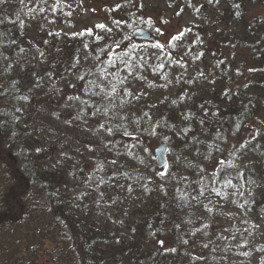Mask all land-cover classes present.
<instances>
[{
    "label": "trees",
    "instance_id": "trees-1",
    "mask_svg": "<svg viewBox=\"0 0 264 264\" xmlns=\"http://www.w3.org/2000/svg\"><path fill=\"white\" fill-rule=\"evenodd\" d=\"M149 1L102 4L104 28L86 26L78 35H61L47 26L80 13L82 2L102 0L0 4V33L5 34L0 51L12 57L19 48L27 50V61L11 68L0 59V91L12 88L28 96L27 101L0 97V110H8L0 117L5 123L0 128V264H229L228 259L254 254L259 255L256 264H264V245L252 236L224 233L213 217L226 206L245 218L250 231L264 230V17L257 12L264 0H158L174 15L193 17L159 47L132 35L137 29L159 34L153 24L133 23V13L137 20L152 21ZM219 25L236 28L224 31ZM97 57L105 64L127 59L131 66L130 74L119 65L125 82L118 85L123 99L116 111L126 127L117 121L114 134L98 130L106 123L99 113L87 122L72 120L74 109L67 102L75 94L101 105V98L82 91L86 81L77 79ZM73 64L76 75L70 71ZM203 85L214 86L208 96L195 92ZM143 88L168 94L152 101ZM189 126L187 136L180 133ZM125 130L131 135H123ZM69 141L71 147L80 143L95 152L92 165L84 155L73 158L75 163L56 161L54 151L69 148L64 145ZM143 142L166 146L165 168L156 166L148 147L145 153L131 148ZM98 163L104 170L85 185ZM200 167L206 168L208 189L192 201L200 188L193 183ZM213 172L220 195L211 191ZM228 172L231 187L223 185ZM97 177L106 181L99 188ZM115 184L121 196L111 192ZM137 196L142 205L131 204Z\"/></svg>",
    "mask_w": 264,
    "mask_h": 264
},
{
    "label": "rangeland",
    "instance_id": "rangeland-1",
    "mask_svg": "<svg viewBox=\"0 0 264 264\" xmlns=\"http://www.w3.org/2000/svg\"><path fill=\"white\" fill-rule=\"evenodd\" d=\"M115 0H102V2L99 3H89V2H82L84 4L83 10L80 13L75 14H69L64 19L65 23L59 22L56 24L48 25L47 30L53 31L55 33L61 34V35H78L82 32V30L86 26L95 27L97 25L103 24L104 16L100 12V7L102 4H113ZM258 13L262 17H264V8L257 10ZM148 14L152 18V24L157 29L160 30L159 34L157 36H154L153 33H150L151 39L148 40H142L139 38V36L136 38L138 41L142 44H155L157 45H165L164 41L165 39H168L173 34H176L183 30V28L186 27V25L193 21V17L189 15H174L172 12L167 11L165 9L164 3L160 2L158 0H150L148 3ZM207 19V17L205 18ZM220 26V25H219ZM218 26V28H219ZM236 25H231L229 27L225 25H221L220 29L224 31H235ZM136 89L140 88V84L134 86ZM214 86L211 85H203L198 86L195 88V92L198 91V94L208 96V93H211ZM146 94L147 97H149L152 101H157L162 98V95L168 94L166 91H162L160 89H157V92H152L149 90V88H143L142 89ZM173 91V90H172ZM40 119L43 121L46 118L43 116L40 117ZM253 125L250 124L247 128L248 132H251ZM150 142H143V146L141 145H135L132 143L131 148H134L135 146L142 152L145 153V147H148L153 153V150L159 145V144H149ZM70 141L67 144H64L65 146L69 145ZM71 145V144H70ZM69 145V146H70ZM145 146V147H144ZM73 147V148H72ZM68 147H58L54 151V156L56 161L59 160L60 162L64 164H70L73 161V158L79 159L81 156L84 155L85 158L89 159L90 165H92L91 160L94 158L95 152L89 151V149L85 145H81L80 143L74 144L73 146ZM78 148V151H72V149ZM64 152H70V156L65 155ZM145 155V154H144ZM54 163V162H53ZM75 163V162H74ZM56 164V162H55ZM111 192L113 194H117L121 196L122 191L120 190V185L115 184L111 186ZM132 205H142L141 200L137 196V199H134L131 202ZM214 220L217 222L219 227L224 233H227L234 237H242V238H250L252 236L253 240H256L258 243L264 245V230L258 226V230H249L247 223L245 222V218L241 215H237L232 210H229L226 206H220L218 213L214 214ZM259 255L254 254L252 256H249L248 258L243 259H228L229 264H256L258 262Z\"/></svg>",
    "mask_w": 264,
    "mask_h": 264
},
{
    "label": "snow or ice",
    "instance_id": "snow-or-ice-1",
    "mask_svg": "<svg viewBox=\"0 0 264 264\" xmlns=\"http://www.w3.org/2000/svg\"><path fill=\"white\" fill-rule=\"evenodd\" d=\"M41 2L43 3L44 0H41ZM208 2L212 3V0H208ZM3 3H5V0H0V4H3ZM40 11H44V8H41ZM140 22L146 23L148 25L152 24L151 19L137 20L135 13H133V23H140ZM98 27L104 28V25L101 24V25H98ZM156 31L157 33L160 32L158 28L156 29ZM4 35L5 34L0 33V39H3ZM157 47H159V45H157ZM0 49H2V46H0ZM26 52H27L26 49L19 48L17 54H14L12 57H9L7 55L2 54V51H0V59L8 60L9 64L6 65L5 68L6 69L11 68L14 63H24L27 61V56L25 55ZM129 55H131V53ZM97 61L98 62L96 64L87 68L82 75H78L77 79L81 81H86V86H82V91L84 92L85 95H89L90 97L101 98V101H102L101 105L96 106V105L90 104L88 100H82L80 96L75 95V94H69L67 96V102H71L69 106L74 109V115L72 116V120L87 122V117L89 115L95 116L97 113H99L105 118L106 123H101L99 125L98 130L106 131L109 134H114L116 131V127L112 125H114L117 121H120L119 123L120 128L126 127L125 124L123 123L125 118L122 116H119L118 112L116 111L118 107H121V105H117L116 103L117 100L123 99L120 93L118 92V85H121L125 82L124 79H122L119 75L120 73L119 65L122 63L125 67H128L130 74H131V66H130V62L127 59H124L120 62L113 60L105 64L103 61H100L99 57H97ZM76 67H77L76 64H73L70 69V71H72L74 75H76V72H75ZM89 77H92V79H89ZM37 86H39V82H37ZM16 91H13L12 88L7 89L6 91H0V97L7 95L10 99H14V100H20V101L28 100L27 95H16ZM124 95H128V93L125 92ZM77 102H78V105H77ZM90 108L94 109V111L91 113L88 112V109ZM7 111H8L7 109L0 110V117H6ZM15 111L20 112L22 111V109L19 107H16ZM145 115L147 116V113H145ZM65 122L70 123L71 121L66 120ZM135 123L139 125L141 121L136 120ZM201 123H203V121H201ZM3 127H5V123L4 121H0V128H3ZM140 130L141 131H153V133L155 131L152 128H148V129L141 128ZM190 130H191L190 126L184 127L180 129V133L187 136ZM123 135L127 136V135H131V133L125 130L123 132ZM196 143L200 144L201 142L199 140H196ZM104 147H108V145L105 144ZM209 147H211V145H209ZM243 147L244 145L241 144V148ZM196 154L198 156L201 155L199 148H197ZM210 155H211L210 153L204 154L203 156L204 160L207 161ZM230 155L235 157L236 153L233 151L230 153ZM116 162H117L116 160L111 161L113 165H115ZM225 163L226 161L223 159L219 161V164L221 165V168H220L221 173H224L225 171L223 167ZM228 166L235 167L234 164H229ZM103 170H104V164L98 163L97 167L94 169V173L90 174L87 177V179L84 181L85 185H87L88 182L93 179V175L95 173L101 172ZM205 172H206V168L200 167L199 168V173H200L199 178L197 181H193L194 184H199L200 188H199V192L197 195L191 196L192 201H198L200 197L205 196L206 190L208 189V183L205 181V176L203 175ZM216 175L217 174L215 172L212 173L213 187L211 191L215 192L217 195H220L219 189L215 187V185L219 183V181L216 179ZM238 175H243V173H238ZM128 178L133 179V177H130V176ZM97 181H98L96 184L97 188H99L100 185L106 183L103 177H97ZM232 182H233V175L231 174V172H228L223 177V185L225 187H231ZM241 187H243V185H241ZM128 190L131 191L132 190L131 187H129ZM83 195L84 194L82 193L81 196ZM101 196H103V193H101ZM97 203H99V201H97ZM207 210L211 212L210 208Z\"/></svg>",
    "mask_w": 264,
    "mask_h": 264
},
{
    "label": "water",
    "instance_id": "water-1",
    "mask_svg": "<svg viewBox=\"0 0 264 264\" xmlns=\"http://www.w3.org/2000/svg\"><path fill=\"white\" fill-rule=\"evenodd\" d=\"M133 37L137 38L139 36L142 40L151 39L150 33L144 29H137L132 33ZM167 148L165 145L160 144L153 150V155L155 159L156 166L159 169H163L167 166L166 158Z\"/></svg>",
    "mask_w": 264,
    "mask_h": 264
}]
</instances>
